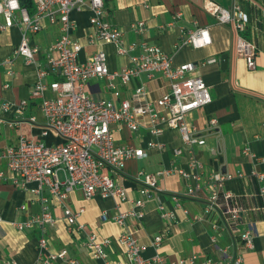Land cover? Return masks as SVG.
I'll list each match as a JSON object with an SVG mask.
<instances>
[{"label": "built area", "instance_id": "obj_1", "mask_svg": "<svg viewBox=\"0 0 264 264\" xmlns=\"http://www.w3.org/2000/svg\"><path fill=\"white\" fill-rule=\"evenodd\" d=\"M30 2L31 9L23 7L20 0H0V34L10 28L20 30V40L12 56L0 60V66L6 67V75L10 78L15 77L13 67L18 58L24 61V65L33 68L34 81L29 96L38 101L44 123L39 125L34 116L25 118L28 100L22 99L18 103L1 101V92L0 111L14 112L15 121L8 122L9 126L22 123L31 127L38 126L41 137L52 134L61 143L49 146L21 135L15 146L0 150V161L5 162L11 174V185L28 194L31 203L37 206L35 213H29L25 204L19 206L18 210L24 212V216L9 222L17 232H36L37 264H81L68 257L66 250L55 253L49 251L47 232L56 224L51 205L56 203L60 207L69 234L85 233V224L80 221L84 209L71 208L67 203L68 196L79 190L85 200L99 195L104 199H116L120 203L129 201L125 189L116 184L111 174L123 175L127 161L144 160L150 150L162 153L165 146L156 139L166 129L179 134L182 147L172 150V154L174 158L186 154V169L173 165L155 173L137 171L134 179L141 185L139 194L147 201L152 192L162 191L158 183L169 176H177L192 183L187 186V193L204 194L209 210L218 214L221 227L231 239V249L219 250L221 257L228 264H242L237 248L242 245L248 250L254 249L256 226L253 221L244 219L247 208L243 197L225 191L224 184L233 178L242 180L246 177L241 173L234 177L220 172L204 175L203 164L193 152V147H203L205 140L199 130L188 123L187 117L211 103L208 87L197 73L199 65L190 63L174 67L172 58L155 45L145 42L127 45L123 31L106 20L103 0ZM85 9L90 13L84 35L86 45L111 46L113 54L125 60L120 70L110 69L108 55L104 50L87 55L83 61L79 59L84 46L75 37L76 24L70 15ZM203 10L218 25H229L235 30V53L245 60L249 69H253L257 46L243 36L247 20L240 6L234 2L226 9L212 0H203ZM179 16L177 13L175 18ZM46 26H57L59 36L41 52L32 42L31 36ZM129 29L136 35L146 31L143 21L132 23ZM210 43L208 27H198L182 40L181 45L201 49ZM41 54L43 59L38 60ZM211 63H215V59L207 60L201 66ZM96 81L105 86L110 98L93 99L84 91L85 87L89 89L92 82ZM133 82L137 84L132 88L129 98H123L122 89ZM158 82L163 83V91L154 96L150 87ZM9 87V84L4 83L1 90ZM113 125L124 127L131 133L145 130L151 139L145 149L117 145L111 129ZM216 126V119H210L204 132L213 131ZM244 153L249 154L248 151ZM2 177L3 173L0 172ZM247 178L258 185L255 197H263L264 171H251ZM143 205V200H137L133 202L134 209L116 213L102 211L99 217L102 222L111 221L123 227L128 218L141 222L144 218L141 210ZM159 209L163 219L173 220L171 213L163 207ZM255 211L263 213L264 205L256 206ZM3 223L0 216V225ZM217 228L213 224V229ZM168 234L165 230L152 238L150 245L156 253L149 258L142 256L145 248L138 243L136 232H122L116 239L98 238L94 233H85V247L91 257L102 264H224L210 258L199 259L197 255L165 263L158 250ZM212 242L215 243V238H212ZM114 244L123 250V257L119 262H108L107 249ZM2 264L16 262L4 260Z\"/></svg>", "mask_w": 264, "mask_h": 264}, {"label": "crops", "instance_id": "obj_2", "mask_svg": "<svg viewBox=\"0 0 264 264\" xmlns=\"http://www.w3.org/2000/svg\"><path fill=\"white\" fill-rule=\"evenodd\" d=\"M212 1L226 9L235 2L246 15V31L243 36L257 46L253 69H249L245 60L235 53V30L229 25H218L212 16L204 12L203 0H103L106 20L123 31L127 45L140 42L155 45L172 58L174 67L190 63L199 65L197 73L208 87L211 103L193 111L187 117L188 123L195 126L205 140V145L193 147V152L203 164L204 175L220 172L233 177L241 173L246 177L225 182L224 190L243 197L247 208L244 219L253 221L256 226L254 249L248 250L242 245L237 248L243 260L242 264H264V212L255 211L256 206L264 205V196L255 197L258 185L247 178L251 171H264V0ZM177 13L180 14L179 18H175ZM89 16L87 9L70 15L76 24L75 37L84 46L80 52L82 59H79L83 61L87 55L103 49L108 55L110 69L120 70L125 60L116 57L111 46L86 45L84 35ZM137 21L145 23L146 31L141 35H136L129 29L130 25ZM47 27L53 28L54 33L52 31L45 35L46 44L38 46L41 52L59 36L57 26L45 28ZM198 27H208L210 45L201 49L181 45L182 40ZM19 40L20 30L17 28H10L0 34V60L12 56ZM92 48L93 50H88ZM224 54L227 55V65L225 70H222L221 58ZM42 59L41 54L38 60ZM210 59H215V63L201 66ZM13 70L15 77L10 78L6 75V67L0 66L1 101L18 103L22 99L28 100L25 118L34 116L39 125L43 124L44 118L39 111L38 101L29 96L34 81L33 68L24 65V61L18 58ZM4 83L10 87L2 91ZM162 84L158 82L151 85L154 96L162 93ZM104 89L105 86L96 81L92 82L88 93L93 99L110 98V94ZM131 91V86L123 88L122 97L129 98ZM210 119H216L217 126L213 131L206 133L204 129ZM0 120V150L15 146L20 134L49 146L61 143V140L54 136L41 137L38 126L31 127L27 123L9 126L8 122L15 121L13 111H0ZM111 129L117 145L145 149L146 143L151 139L145 130L131 133L126 128L115 125ZM156 140L165 146L162 153L150 150L144 160L127 161L123 175L111 174L116 184L125 189L129 201L120 203L116 199H104L99 195L85 200L81 191L75 190L67 198L68 205L73 209H84L80 221L85 224L87 234L94 233L98 238L116 239L122 232H136L138 243L145 248L142 253L144 258L156 253L150 245L152 238L166 230L169 234L158 250L165 263L197 255L199 259L210 258L228 264L227 260L221 257L219 250L231 249L229 234L221 227L218 214L209 210V203L204 194L187 193V186L192 183L177 176H169L158 183L162 191L152 192L147 201L139 194L141 185L134 179L138 169L142 168L146 173L169 169L173 165L186 169V154L180 158H174L172 154V150L182 147L176 131L166 129ZM245 151L249 154L245 155ZM0 172L3 173L0 178V216L4 220L0 225V264L4 260H13L16 264H37L36 232H17L9 224L24 216V212L18 210L19 206L25 204L29 213H35L37 206L31 203L28 194L16 190L11 185V174L7 171L4 161H0ZM104 172L109 174L108 171ZM137 200L144 201L141 209L144 218L141 222L128 218L125 225L120 227L111 221L100 220L102 211L126 212L134 209L133 202ZM160 207L171 213L173 220L163 219ZM51 212L56 224L47 232L49 251L55 253L66 250L68 257L78 260L81 264H102L94 260L86 249L85 233L69 234L66 231L61 209L56 203L51 205ZM213 224L218 226L216 230L213 229ZM212 238H215V243ZM122 254L123 250L114 244L107 249V260L119 262Z\"/></svg>", "mask_w": 264, "mask_h": 264}, {"label": "rangeland", "instance_id": "obj_3", "mask_svg": "<svg viewBox=\"0 0 264 264\" xmlns=\"http://www.w3.org/2000/svg\"><path fill=\"white\" fill-rule=\"evenodd\" d=\"M53 31V28H45L42 32H40V33H38V34H36V35H34L33 37H32V41L37 45V46H44V44H46V42H45V35L46 34H49V33H51ZM53 33H54V31H53ZM105 49V48H104ZM88 50H93V48L92 49H88ZM100 50H103V49H100ZM82 55L80 54V57L79 58H81L82 59V57H81ZM112 59V57L110 56L109 57V60H111ZM117 60H119V59H117ZM112 62V61H111ZM137 83H135V82H133V83H131V87L133 88V87H135V85H136ZM84 91L86 92V93H88V89L85 87V89H84ZM104 91H105V89H104ZM89 94V93H88ZM22 131H20V133H21ZM26 133V132H25ZM22 134H20L19 136H21ZM51 137H53V135L51 134L50 135ZM36 142V141H35ZM116 142V141H115ZM142 168H140V169H138V170H141ZM146 171V170H145ZM147 172V171H146Z\"/></svg>", "mask_w": 264, "mask_h": 264}, {"label": "water", "instance_id": "obj_4", "mask_svg": "<svg viewBox=\"0 0 264 264\" xmlns=\"http://www.w3.org/2000/svg\"><path fill=\"white\" fill-rule=\"evenodd\" d=\"M226 65H227V55L224 54L221 58V69L222 70H225L226 68Z\"/></svg>", "mask_w": 264, "mask_h": 264}, {"label": "trees", "instance_id": "obj_5", "mask_svg": "<svg viewBox=\"0 0 264 264\" xmlns=\"http://www.w3.org/2000/svg\"><path fill=\"white\" fill-rule=\"evenodd\" d=\"M20 2H21V5L23 7L30 8L31 9V2H30V0H20ZM29 11H31V10H29Z\"/></svg>", "mask_w": 264, "mask_h": 264}]
</instances>
